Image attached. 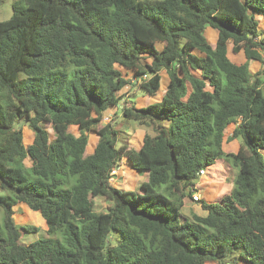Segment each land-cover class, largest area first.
I'll list each match as a JSON object with an SVG mask.
<instances>
[{"label": "trees", "instance_id": "16d2710c", "mask_svg": "<svg viewBox=\"0 0 264 264\" xmlns=\"http://www.w3.org/2000/svg\"><path fill=\"white\" fill-rule=\"evenodd\" d=\"M253 12L264 15V0L14 1L0 21V264H264V72L248 67L264 61V35ZM162 70L157 101L121 102L128 85L156 96ZM111 107L151 129L138 149L101 124ZM16 121L32 130L28 145ZM220 158L237 170L230 192L182 217L199 170ZM121 161L146 172L140 191L112 185ZM19 203L39 212L44 236L21 241L37 228L15 222Z\"/></svg>", "mask_w": 264, "mask_h": 264}, {"label": "rangeland", "instance_id": "374dc122", "mask_svg": "<svg viewBox=\"0 0 264 264\" xmlns=\"http://www.w3.org/2000/svg\"><path fill=\"white\" fill-rule=\"evenodd\" d=\"M16 0H0V21L6 20L10 17L12 13V4ZM253 15L255 19L258 21V32L264 35V15L260 12H253ZM211 30V29H210ZM212 31V30H211ZM207 37L211 42L214 40V36L209 38L208 34ZM239 59L244 60V57L242 55L238 56ZM249 71L251 73L256 71H262L264 72V65L262 63H258L256 61H249L248 62ZM122 74H125L126 78L131 79V69L124 68L118 66ZM163 75H161L160 80V90L156 96H148L144 92H142L140 89H138L137 86H125L123 89V92L125 96L122 98L121 102H125L124 104H131L132 102L136 106H143L148 103H152L157 101L160 96L163 93V90L165 88V85L168 82V76L166 73L161 71ZM131 100V101H129ZM110 109V110H109ZM109 111H106L102 118V123L111 122L115 126L118 132V144H123L125 142H129L130 147L134 149H138L142 142V137L146 132L152 133L151 129L140 125L136 120L134 119H126L119 115L118 110H116V107L109 108ZM116 112V113H115ZM118 114V115H117ZM234 125V124H233ZM14 126L16 128H20L23 133V143L25 145H28L32 139H33V132L28 127L27 124L23 123L22 121H16ZM233 126L229 125L227 129L225 130V134H228L232 131ZM71 130L74 133H77L75 127H72ZM97 141V135L95 133L89 134V141L87 145L86 153H90L94 147V144ZM241 141L240 139H233L232 141H229V143L223 144V150L226 152H236L238 147L240 146ZM263 159H264V150L262 151ZM120 165H122L123 172L121 174H117L118 170L113 175V181H117L118 177V183L115 184L118 188L126 189V190H134V191H140V184L141 179L143 178V172L141 171H135L129 166H127L124 162H120ZM24 165L29 166L30 161L28 159L24 160ZM129 169H127V167ZM205 174L200 175L195 183V191L198 195H201L200 198H202V202L209 203V202H215L218 201L224 196L225 194L229 193L232 186H233V178L236 174V169L232 168L229 163L225 159H217L212 165L205 168ZM121 175V176H120ZM120 183V184H119ZM0 194H4V191L0 189ZM200 201H192L190 199H186L185 205L182 208V217L187 216L190 217L192 213L197 214H204V211L201 207ZM109 205V202L102 199V198H94V208L95 210H104ZM25 206V205H24ZM23 205H15L14 211H15V217L19 221L18 223H23L24 225H33L37 228L36 232H22L21 235V241L24 243H27L30 240L40 238L45 235V226L44 223L37 222V220L33 217H27L24 215L22 209H24ZM26 208V207H25ZM37 212V211H34ZM39 213V212H37ZM2 218V210L0 209V222ZM40 217H39V220ZM118 239V236L115 235V241ZM241 264H250L249 262H244Z\"/></svg>", "mask_w": 264, "mask_h": 264}, {"label": "crops", "instance_id": "0c3cea01", "mask_svg": "<svg viewBox=\"0 0 264 264\" xmlns=\"http://www.w3.org/2000/svg\"><path fill=\"white\" fill-rule=\"evenodd\" d=\"M212 31H211V30ZM207 34H208V36H209V38H211L212 36H214V40H213V42H211V40H209L208 39V37H207ZM216 31L214 30V29H212V28H210V27H208V28H206L205 29V35H206V37H207V39H208V41L210 42V43H214L215 42V39H216ZM231 57L233 58L234 56H232L231 55ZM234 59L236 60V61H238V62H241V61H243L242 59H239L238 58V56L237 57H234ZM120 106H122V104H120ZM110 110V109H109ZM109 110H107V111H109ZM117 110V109H116ZM119 112V111H118ZM116 113V112H115ZM118 115V114H117ZM119 115H120V113H119ZM121 116V115H120ZM230 125H232L233 127H234V125L233 124H230ZM229 135L231 134V132L230 133H228ZM232 141V140H231ZM127 167V166H126ZM130 168V167H129ZM128 167H127V169H129ZM118 170V173L117 174H121L122 172H123V169H122V165H120L119 164V166H117L116 167V171ZM143 178L141 179V183H142V181H144V180H146V172H143ZM121 176V175H120ZM111 183H112V185H114L115 186V184L116 183H118V177H117V181H111ZM120 184V183H119ZM117 187V186H116ZM123 188V187H122ZM196 190V189H195ZM200 197H201V195H200ZM201 200H202V198H201ZM17 205H23L24 206V204H22V203H19V204H17ZM184 205H185V202H184ZM184 205H183V207H184ZM26 206H24L23 208L24 209H22V211H23V213H24V215H26L27 217H33V218H35L36 220H37V222H41V223H44V221H43V219H42V217H41V215L39 214V213H37V212H34V211H32V210H30V209H28L27 207L25 208ZM182 207V208H183ZM14 209V208H13ZM182 210V209H181ZM15 214V213H14ZM181 214H182V211H181ZM14 217V220H15V222L17 223V224H20V225H23V223H18L19 221L17 220V218L15 217V215L13 216ZM39 217H40V220L41 221H38L39 220ZM187 217V216H186ZM45 226V225H44Z\"/></svg>", "mask_w": 264, "mask_h": 264}, {"label": "built area", "instance_id": "2783aa9c", "mask_svg": "<svg viewBox=\"0 0 264 264\" xmlns=\"http://www.w3.org/2000/svg\"><path fill=\"white\" fill-rule=\"evenodd\" d=\"M263 60H264V56H263ZM263 65H264V61H263ZM205 171H206L205 169L199 170V176L205 174ZM115 172H116V168L113 169L112 172H111L110 181L113 179V175L115 174ZM192 199L195 202L201 200L200 195H198L196 192H193Z\"/></svg>", "mask_w": 264, "mask_h": 264}]
</instances>
